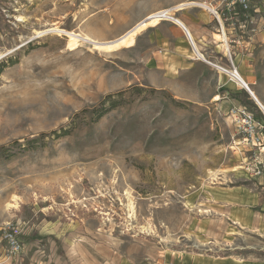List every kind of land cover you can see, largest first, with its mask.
I'll list each match as a JSON object with an SVG mask.
<instances>
[{
	"label": "rangeland",
	"instance_id": "374dc122",
	"mask_svg": "<svg viewBox=\"0 0 264 264\" xmlns=\"http://www.w3.org/2000/svg\"><path fill=\"white\" fill-rule=\"evenodd\" d=\"M249 1V18L226 21V50L196 41L202 60L190 41L212 72L211 99L198 103L159 88L151 27L132 48L93 43L113 44L182 4L210 13L200 5L216 7L211 0H0V264H105L131 244L216 256L235 249L188 236L211 215L204 190L264 179V148L229 118L245 108L264 135V111L222 71L236 68L264 104V0ZM67 33L90 41L71 49ZM8 224L18 255L2 237Z\"/></svg>",
	"mask_w": 264,
	"mask_h": 264
},
{
	"label": "crops",
	"instance_id": "0c3cea01",
	"mask_svg": "<svg viewBox=\"0 0 264 264\" xmlns=\"http://www.w3.org/2000/svg\"><path fill=\"white\" fill-rule=\"evenodd\" d=\"M210 16L209 12L201 8H189L179 12L178 18L175 19L179 24L162 22L151 27L148 33L149 44L157 48L158 56L150 61L154 67L152 76L157 80L156 83L158 80L162 81V87L159 88L170 89L174 96L186 97L189 100L193 98L198 103L211 99L212 72L208 61L205 63L196 60L190 45L191 40L197 45L199 52L203 49L196 41H204L202 43L204 46L209 43L218 44L220 41L223 45H219L218 48L225 50V47H228L225 33L229 32L227 22L221 20L219 26L223 34L216 35L215 29L209 26ZM183 84H186L185 88ZM194 84H198L199 87L195 89ZM241 180L238 185L211 187L203 191L204 204L207 210L211 211V215L201 223H195L188 236L196 244L211 241L215 242L214 244L230 245L235 248L231 253L216 256L177 248L163 251L147 244L144 246L131 244L129 250L127 248L119 254L120 259L111 256L104 263L142 264L144 260H150L156 264H264V179ZM41 237L45 236L40 235V239ZM64 237L65 235H59L54 242ZM46 238L50 237L46 235ZM29 258L27 257L23 264H33L29 263L31 262ZM42 264L61 262L50 260Z\"/></svg>",
	"mask_w": 264,
	"mask_h": 264
},
{
	"label": "built area",
	"instance_id": "2783aa9c",
	"mask_svg": "<svg viewBox=\"0 0 264 264\" xmlns=\"http://www.w3.org/2000/svg\"><path fill=\"white\" fill-rule=\"evenodd\" d=\"M211 2L215 3L216 7L209 5L210 7L206 8L219 23L221 20H224L221 19V15H225V22L228 21V19L235 22L238 20L239 15L244 16L246 19L249 18L248 15L251 11L249 0H211ZM200 59L203 60V57ZM229 118H231V122L241 131L245 141L248 140L253 146L264 148V135L258 132L257 125L255 124L254 118L249 111L245 108H233L229 112ZM2 237L7 243L9 251L12 255H18L22 252V246L16 238L14 226L9 224L5 226L2 231Z\"/></svg>",
	"mask_w": 264,
	"mask_h": 264
},
{
	"label": "bare ground",
	"instance_id": "6f19581e",
	"mask_svg": "<svg viewBox=\"0 0 264 264\" xmlns=\"http://www.w3.org/2000/svg\"><path fill=\"white\" fill-rule=\"evenodd\" d=\"M192 5L191 3L189 4H182L179 5L177 8H175L174 10H181L183 7L185 8L186 6ZM202 8H206L204 6H202V4L200 5ZM193 7V6H192ZM173 10V11H174ZM173 11L170 9H166V10H162L158 13H156L154 16H152L151 18H149L147 21L141 23L140 25H138L136 28H134L132 31H130L127 35H125L123 38H121L120 40H118L117 42L113 43V44H108V45H100L97 43H93V47L95 50H99V51H105V52H111L114 50H117L121 47H125V48H132L134 46V37L138 32H141L143 30H145L146 28H150V27H155L157 26L161 21L163 20H167V19H172L173 21H177L173 18ZM47 32H54L57 35H59V30L54 29V30H49ZM69 39V44L71 49H75V47L77 46L79 39L81 40H87L90 41L89 38H85V37H80V35H77L75 33H67L66 35ZM193 43V47L195 49V54H197V57H201L200 52L197 48V45L192 41ZM226 50V47H225ZM220 67V66H218ZM220 70V68H218ZM225 74H229V79L231 82H233L234 84H236L237 86L241 87L242 89H244L246 92L247 90L253 95L254 99L256 100L255 102L257 103V105H259L260 107H262L263 111H264V104L262 103V101L259 99V97L256 95L255 92L252 91L251 87L247 84V82L244 80V78L240 75V73L237 71L236 68H234L231 71H224L222 70ZM246 87V88H245ZM254 102V103H255Z\"/></svg>",
	"mask_w": 264,
	"mask_h": 264
},
{
	"label": "water",
	"instance_id": "95a60500",
	"mask_svg": "<svg viewBox=\"0 0 264 264\" xmlns=\"http://www.w3.org/2000/svg\"><path fill=\"white\" fill-rule=\"evenodd\" d=\"M170 21H172V22H175V23H178L177 21H173L172 19H170ZM179 24V23H178ZM187 33V32H186ZM188 35V34H187ZM188 38H189V36H188ZM191 41V40H190ZM246 88V87H245ZM247 93L250 95V97L254 100V101H256L255 99H254V97H253V95L247 90ZM258 107L263 111V109H262V107H260L259 105H258Z\"/></svg>",
	"mask_w": 264,
	"mask_h": 264
},
{
	"label": "trees",
	"instance_id": "16d2710c",
	"mask_svg": "<svg viewBox=\"0 0 264 264\" xmlns=\"http://www.w3.org/2000/svg\"><path fill=\"white\" fill-rule=\"evenodd\" d=\"M256 111H259V110L256 108Z\"/></svg>",
	"mask_w": 264,
	"mask_h": 264
}]
</instances>
